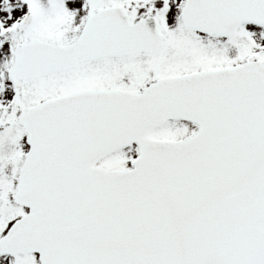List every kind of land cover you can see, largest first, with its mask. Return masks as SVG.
<instances>
[{
    "label": "snow or ice",
    "instance_id": "snow-or-ice-1",
    "mask_svg": "<svg viewBox=\"0 0 264 264\" xmlns=\"http://www.w3.org/2000/svg\"><path fill=\"white\" fill-rule=\"evenodd\" d=\"M0 264H264V0H0Z\"/></svg>",
    "mask_w": 264,
    "mask_h": 264
}]
</instances>
